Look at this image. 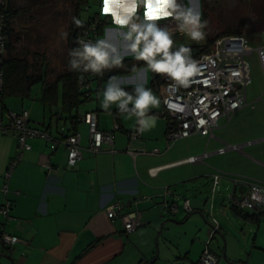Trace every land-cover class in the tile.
Instances as JSON below:
<instances>
[{
    "label": "crops",
    "instance_id": "1",
    "mask_svg": "<svg viewBox=\"0 0 264 264\" xmlns=\"http://www.w3.org/2000/svg\"><path fill=\"white\" fill-rule=\"evenodd\" d=\"M96 2L98 9L92 14L98 12L102 18L107 19L101 39L106 38L123 52L125 42L112 24L111 17L101 14V0H96ZM200 9L202 11V5ZM138 14L143 16V8L139 10ZM141 68L137 69L136 74L125 77L123 75L118 78L126 79L127 85L140 83L151 85L157 74L151 72L150 81L148 74L145 77V64ZM164 78L166 77L164 76ZM93 82L96 81H91V88ZM162 85L155 83L151 89H156L159 92L163 105ZM115 109L117 108L114 107L110 110L112 119H109V122L103 118L102 111L100 112L103 108L86 110L97 113L101 129H112L118 124L121 130L115 132V142L112 148L106 146L102 152L93 153L87 148L90 137L89 126L86 122L80 121L77 128L82 135L83 157L76 165L71 166L67 160V148L63 144L54 145V142L45 137L35 136L28 139L31 149L22 150L15 132L0 131L2 133L0 134V205L7 200L12 203L9 212L10 218L6 222L5 220L0 221V224H3L2 230L19 237V240L10 247L2 245L6 247L5 250L8 254H13L17 258L18 263L15 264H145L147 262L153 264L157 257L153 256L150 261L151 257H147V251L138 248L139 244L137 241L135 242L134 238L154 233L157 228H160L158 233L162 234L165 228H169V222L183 224L189 220L190 213L198 210L205 211L200 207V204L203 202V205L208 206L209 191L206 192V187H203L205 181L201 176L207 177L211 187L212 172H214L213 167L207 166L205 163V158L221 154L217 150L226 143L245 145L241 151L230 149L222 153L227 154L232 151L233 154L228 156V162L219 165L228 170L221 178L219 186L228 180L234 186L233 193L243 192L247 189V184L237 183L233 178H229L227 175L230 173L231 175L240 174L239 176L264 184V150L255 144L264 141V131L255 128L253 123L238 121L239 126L244 123L245 128L246 125H249V129L241 128L233 136H228L229 138H226L224 133H215L217 129L227 125L243 107L230 119L222 117L221 119H225L224 124L220 119L219 127L214 130L213 136L208 138L205 147L202 144V139L197 136L198 145L189 143L185 147L181 146L172 151L173 145L182 138L169 141L167 138L168 121L163 116V109H151L150 113L157 118L156 126L141 134L139 142L131 143V146L138 148L135 149L137 152L129 149L130 143L127 135L129 130L136 128V118L127 119L126 114H120L118 109ZM52 117H55V123L52 121ZM58 117L59 115H53L51 112L49 122L45 120L42 123H34L31 119V123L33 126L48 131L54 139L59 137V129L62 126L72 133V130H68L73 127L72 123L64 122L62 119L57 120ZM83 126L88 130L85 142L81 130ZM194 135L205 137L199 133L190 136ZM211 141L214 143L209 152ZM53 146H58V148L54 150ZM60 148L63 150L59 151ZM205 152H208V156L204 160L194 162L197 164L195 167L201 168L200 171L196 168L188 171L180 169L181 165L194 164L193 162L175 164L190 156L202 155ZM20 153L22 154L21 158L11 170V174L6 177L9 160H13ZM229 159H233L235 162L229 161ZM47 164L53 166L51 171L47 170ZM204 166L207 167L206 170L203 168ZM155 167L161 168L157 173H151L150 169ZM5 184L8 188L7 192L4 191ZM171 186H174V191L177 193L183 192V197L179 200L188 199L190 201L191 210L184 209L186 211L184 216H178L181 209L184 208L183 201L179 203V200H177L179 209L176 213L162 214L160 212L163 208L162 191L166 187L171 188ZM239 187L241 190L238 189ZM184 191H189V195L186 196ZM204 193H206V197L202 196ZM224 201L228 202L227 197H223L222 201L224 205L222 207L227 208ZM116 202L123 203L126 212H140L142 225L139 227L144 226V228L138 227L139 229L136 228L128 232L125 230L121 218H110L108 207ZM226 208L222 212H226ZM261 211L264 215V207ZM173 216H176L180 221L174 219ZM206 222H210L207 217ZM249 223L253 225V227L250 226L253 228L252 231L256 230L257 232L252 242L251 255L255 251L258 254L264 253V233L261 238L259 237L264 217L258 221L251 220ZM154 224H156V228ZM257 225L258 228H256ZM220 226L219 232L224 235L226 225L220 223ZM138 231L140 234H137ZM135 233L136 235L133 237ZM185 249L187 255L192 250L186 244L181 248L178 247L179 252ZM250 263L254 264L252 259Z\"/></svg>",
    "mask_w": 264,
    "mask_h": 264
},
{
    "label": "rangeland",
    "instance_id": "2",
    "mask_svg": "<svg viewBox=\"0 0 264 264\" xmlns=\"http://www.w3.org/2000/svg\"><path fill=\"white\" fill-rule=\"evenodd\" d=\"M207 5L203 7L206 12V19L208 21V26L205 29L206 36L205 39L199 43L190 40L186 35L178 33L173 36L175 45L178 47L183 44L189 46L191 50L196 51L197 44L204 45L207 42L208 37H214L223 30H234L237 29L240 33L247 36L249 44L255 49L258 47H264V31L258 30L259 24L264 20V0H205ZM16 7H18L19 12L22 14V19H20L17 24V30L21 33V41L19 42L20 53L24 52L30 59L34 58V52L42 53L48 62V77L54 79L59 73L66 69L68 46H67V31L71 16L74 14V0H13ZM199 5L201 7V0H199ZM98 9V3L96 0H91L89 8L83 9L82 17L87 18L88 15L92 14ZM31 14H34L33 17ZM213 46V45H212ZM247 61L250 65L252 82L247 87L248 105L243 107L237 114H235L232 120L225 126L217 129L216 134L224 133L226 138L228 136H233L241 128L243 130L249 129V125L244 123L239 126L238 121H247L248 123H253L255 128L264 131V66L262 61L258 58L257 51H252L251 54L246 56ZM142 69V68H141ZM145 71V77L148 74V78L151 81L152 73L151 71ZM138 72L135 71L128 75H133ZM123 77V78H124ZM124 85L126 84V79L122 80ZM150 83V82H149ZM92 98L89 99L83 106L80 107L81 112L86 110H91L93 108L101 107L103 100V89L96 91L97 82L92 83ZM154 94L160 98V94L156 89H152ZM41 85L37 84L33 87L31 96L26 97L23 100L20 97L9 96L5 99V104L7 108L14 111H21L27 109L30 111L31 119L33 122H47L50 121L51 110L48 105H43L41 99ZM161 100V98H160ZM116 107L112 105V108ZM102 108V107H101ZM154 110L163 109L162 102L158 108H153ZM102 111L103 118L108 122L112 119L111 111ZM127 115V114H126ZM52 121L55 123V117H52ZM225 119H221V123L224 124ZM83 132L84 142L88 137V130L85 126L81 128ZM0 134H2L0 132ZM202 139V144L208 141L209 136L200 137L201 135H194L188 138L179 139L171 148L176 150L181 146H186L189 143L194 145L199 144V139ZM195 137V138H193ZM209 152L211 147H213L214 141L210 142ZM259 148L264 150V141L255 143ZM248 148V147H247ZM63 149H59L62 151ZM204 150V149H203ZM231 153L227 154H214L205 158V163L213 167L212 176L218 173H226L228 170L220 167L219 165H224L227 158ZM12 160H9V163ZM229 161L235 162L233 159ZM228 162V161H227ZM194 163V162H193ZM197 164H183L180 169L190 170L192 168L201 170L200 167H195ZM206 170V166L203 167ZM211 169V168H209ZM6 170L4 171L5 174ZM240 174H232L227 176L229 178H237ZM205 181L203 187H206V192L209 191L208 202L211 200L213 193V181L211 182V187L208 184L207 177L201 176ZM230 185V186H228ZM175 190L174 186H171ZM211 188V189H210ZM241 190V188H238ZM234 186L231 182L226 180L219 186V190L216 196V200L213 202L212 214L218 223L226 225L224 227V235L222 233H217L216 237L212 240L210 247L216 253L218 262L216 264H249L252 259L254 264H264V253L258 254L256 251L252 253V242L255 239L257 232L252 231L253 225L249 222L251 220L244 219L240 215L236 214L231 208V204L226 202L227 208L226 212H222L224 208L222 206L223 197H227L229 194L233 193ZM189 191H184L185 195L188 196ZM180 199L183 197V192L180 191ZM202 196L206 197V193ZM190 198H192L190 196ZM183 200H179L182 203ZM207 202V204H208ZM203 202L200 207L204 209L203 214L211 221L212 217L210 212L205 209ZM180 215H186L184 208ZM253 212V210H249ZM160 212L162 214H167L165 208L163 207ZM199 210L190 213V218L183 224H178L175 222H169V228H165L162 234L158 231L142 235L139 238H134L135 242L139 244L138 248L143 251H147V257L153 259L157 257L153 264H197L200 260L202 251L205 248L207 241L209 240L211 234V224L206 222V219ZM174 219L180 221L176 216ZM5 217L0 214V221H4ZM182 220V219H181ZM155 222V221H154ZM153 222V223H154ZM252 226V227H250ZM261 230L259 237L261 238L264 233V223L261 225ZM156 228V224H154ZM140 229L144 226L139 227ZM138 228V229H139ZM258 228V225L256 226ZM192 231V232H190ZM140 234V231L137 234ZM168 234V235H167ZM136 233L133 237H135ZM167 235V236H166ZM191 247L192 250L187 253V250L181 252L178 251V247L183 245ZM6 247L0 243V252H5L8 256L0 254V264H15L17 258L9 255L6 252ZM188 249V248H187ZM224 251L226 252V257H224ZM264 251V250H263ZM181 253V256H179ZM253 257V258H252ZM252 264V263H250Z\"/></svg>",
    "mask_w": 264,
    "mask_h": 264
},
{
    "label": "built area",
    "instance_id": "3",
    "mask_svg": "<svg viewBox=\"0 0 264 264\" xmlns=\"http://www.w3.org/2000/svg\"><path fill=\"white\" fill-rule=\"evenodd\" d=\"M7 3L0 0V131H13L18 137V141L22 150L31 149L28 139L35 136L45 137L54 142V145L63 144L67 148V160L70 159L76 163L83 157V146L81 144V132L79 130L69 133L65 126L60 127L59 137L54 139L46 130L33 126L31 123L30 111L23 109L14 111L7 108L3 97L5 89V71L4 60L7 52V33L5 10ZM160 26H168L175 28V21L172 18L157 21ZM93 24L92 26H94ZM181 33L175 31V34ZM183 34V33H181ZM173 35V36H174ZM80 40H90L85 36ZM256 50L258 58L264 66V47L253 48L244 34H227L220 36L214 40L213 46L207 52L200 55L192 53L194 59L198 61L201 72L194 78L189 87H177L172 81L163 83V116L167 119V138L169 141L184 138L194 133L213 136L214 130L219 127L222 117L230 119L239 109L248 104L247 87L252 82L249 62L246 59L248 54ZM79 78L80 87L82 89H90L91 82L84 76ZM121 79V78H120ZM175 105V107H170ZM79 120L86 122L89 126L90 137L88 142V150L93 153L102 152L105 147L112 148L115 142V132L121 130L116 124L112 129H101L98 124V115L95 111H85L79 114ZM203 120L205 123L201 124ZM130 147L133 152H137L131 143L139 142L141 134L134 130L127 132ZM245 144L226 143L220 147L218 153H225L227 150H243ZM74 154V155H73ZM22 154H18L16 158L10 162L6 177L11 174V170L21 158ZM208 156V152L202 155L190 156L177 163L183 162H200ZM48 171L53 169L51 164H47ZM161 167L151 168V173H157ZM223 177L222 173L213 175V193L211 200L208 202L207 209L212 214L214 197L217 193V187ZM237 183L248 186L243 192L231 193L227 196L230 204L243 209L259 211L264 207V184L243 176L233 178ZM4 191L7 192V185H4ZM171 194V188L163 189L162 194L168 196ZM145 198V196H143ZM169 210L176 211L177 205L174 203L164 204ZM183 207L191 210L190 201L185 199ZM12 208L11 201L7 200L0 205V213L5 217V222L10 218V210ZM108 216L110 218L119 217L124 223L125 230L131 232L142 225L140 212L124 211V204L116 202L108 207ZM211 234L205 248L202 251L200 260L197 264H216L218 258L216 253L210 247V243L214 235L220 229V223L211 215ZM3 224H0V242L6 246H12L19 240L16 235L9 234L2 230Z\"/></svg>",
    "mask_w": 264,
    "mask_h": 264
},
{
    "label": "clouds",
    "instance_id": "4",
    "mask_svg": "<svg viewBox=\"0 0 264 264\" xmlns=\"http://www.w3.org/2000/svg\"><path fill=\"white\" fill-rule=\"evenodd\" d=\"M141 8L142 17L138 14ZM100 12L111 17L125 42L123 52L106 38L94 42L78 39V46L68 52L70 70L103 76L105 70L124 67V58L130 55L143 61L146 71L165 76L177 87L184 88L189 87L192 78L201 72L191 48L183 44L177 47L173 39L177 30L197 43L205 39L208 21L202 19L199 0H187V4L183 0H101ZM168 18L176 22L175 28L157 23ZM72 21L78 28L85 24L76 17H72ZM123 83L116 76L108 79L101 107L109 111L115 105L120 114H127V119L136 118L138 133L150 131L156 126L157 119L150 110L160 106V98L145 83L137 84L132 92L126 91ZM72 163L74 161L70 159V166Z\"/></svg>",
    "mask_w": 264,
    "mask_h": 264
},
{
    "label": "trees",
    "instance_id": "5",
    "mask_svg": "<svg viewBox=\"0 0 264 264\" xmlns=\"http://www.w3.org/2000/svg\"><path fill=\"white\" fill-rule=\"evenodd\" d=\"M4 1L7 3V7L4 8L7 33V52L3 65L5 71L4 100L9 96L20 97L22 100L26 97H30L33 87L40 84V99L43 105H48L53 115H59L57 120L62 119L64 122L70 121L73 126L68 129L70 131L78 130L77 125L80 123L79 114L81 113L80 107L92 98V88L85 90L80 87V75H84L90 82L96 81L97 88L95 90L99 91L105 88L110 77H120L125 74L133 73L145 64L143 61L135 60L133 56H125L123 61L124 67L105 70L103 76H100L87 72L80 73L70 70L68 66L69 56L67 55L66 69L59 73L54 79H50L48 77L49 65L46 57L42 53L34 52V58L32 59L26 54L24 55V52L20 53L18 45L22 37L20 31L17 30V24L20 19H22L23 13L19 12L13 0ZM183 3L187 4V1L183 0ZM89 5L90 0H74V14L71 16L67 31L68 52L70 49L78 46L76 41L80 37L85 36L94 42L96 39H101L104 33L107 19L102 18L98 12L88 15L86 19L82 17L83 9L88 8ZM201 5L202 19L205 20L206 12L203 10V7L207 5L206 1L201 0ZM31 15L33 17L34 14ZM72 17L84 20V26L79 28L76 27L72 21ZM93 24L95 25L92 26ZM258 30L264 31V20L259 24ZM227 34L242 33L237 29L223 30L214 37H208L204 45L197 44L196 51L192 50V53L200 55L203 52L209 51L216 38ZM169 81H171L169 78H164V76L157 74L151 85L145 86L151 88L155 83L163 84ZM135 86L136 85H122V87L129 92H132ZM129 107H131V105ZM230 206L236 214L247 220L258 221L264 217L261 211L262 209L250 212L232 204ZM220 230L221 226L219 231ZM148 263L149 262L145 264Z\"/></svg>",
    "mask_w": 264,
    "mask_h": 264
},
{
    "label": "water",
    "instance_id": "6",
    "mask_svg": "<svg viewBox=\"0 0 264 264\" xmlns=\"http://www.w3.org/2000/svg\"><path fill=\"white\" fill-rule=\"evenodd\" d=\"M58 148V146H53V149L55 150V149H57ZM162 196V201H161V203H162V205H163V207L165 208V211L167 212V213H176L177 211H178V209H179V204L177 203V200H179L180 198V194L179 193H177L176 191H174V190H172L171 189V194L170 195H168V196H164V195H161ZM165 203H170V204H172V203H174L175 205H177V207H178V209L176 210V211H171V210H169L164 204ZM202 214H203V211H200ZM204 215V214H203ZM204 217H205V219H206V216L204 215ZM1 243V242H0ZM2 244V243H1ZM0 254L1 255H4V256H8L7 254H5V252H0ZM224 257L225 258H227L226 257V252L224 251ZM9 258H12V255H9Z\"/></svg>",
    "mask_w": 264,
    "mask_h": 264
}]
</instances>
